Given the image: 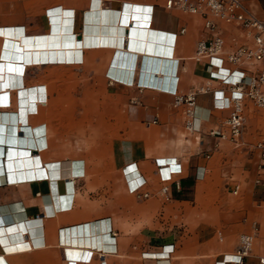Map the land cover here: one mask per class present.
<instances>
[{
    "label": "crops",
    "instance_id": "0c3cea01",
    "mask_svg": "<svg viewBox=\"0 0 264 264\" xmlns=\"http://www.w3.org/2000/svg\"><path fill=\"white\" fill-rule=\"evenodd\" d=\"M166 1L0 0V62L1 45L13 40L20 45L28 38L37 44L60 34L62 48L73 47V41L87 42L79 61H34L31 49L25 50L24 87L0 90L4 92L0 94V126L12 128L16 136L14 143L0 141V175L5 179L0 182V264L1 260L5 264H234L223 259L237 244L219 243L223 238L216 239V224L237 225L239 234L252 233L257 226L259 232L243 264H263L264 160L255 144L264 138V108L244 101V128L236 141L212 133L217 129L227 133L224 120L229 110L220 107L216 97L228 96L229 86L219 77L211 78L204 64L192 58L197 43L210 37L201 15L167 8ZM241 1L264 20V0ZM216 32L223 39V54L252 43L251 35L235 24L218 21ZM76 73L84 81L102 83L99 128L132 130V149L126 155L121 137L108 142L114 146L115 166L133 162L121 168L126 184L108 193L80 187L75 180L78 162L86 158L75 152L70 133L76 122L73 106L67 103L70 92L58 86L73 80ZM219 74L226 71L220 69ZM206 87L196 94L195 127L189 130L185 104L174 103V95L183 97ZM140 129L151 130L141 142ZM182 129L190 135L177 152L170 147L176 141L173 131ZM140 144L150 147L139 153ZM155 158L165 163L157 172ZM59 161L62 178L54 166ZM178 164L181 172L166 183L168 202L221 208L225 219L214 216L179 236L140 232L138 219L125 215L136 206L139 196L135 194L144 191L156 197L148 176L169 178ZM235 171L244 177L237 206L228 201L239 191L235 185L239 181L232 179ZM137 173L145 184L134 191L140 180L135 179ZM124 201L133 202L126 205L125 214L107 212V202L122 207ZM92 237L102 248L89 245Z\"/></svg>",
    "mask_w": 264,
    "mask_h": 264
},
{
    "label": "rangeland",
    "instance_id": "374dc122",
    "mask_svg": "<svg viewBox=\"0 0 264 264\" xmlns=\"http://www.w3.org/2000/svg\"><path fill=\"white\" fill-rule=\"evenodd\" d=\"M74 77L73 80L64 81V83L60 84L58 87L68 89L70 92L67 103L73 106L74 118L76 121L74 123L75 127L70 130V133L74 137L75 152L82 154L86 158L85 161L82 160L78 162L81 166L75 173V180L78 181L77 185L80 187L86 185L88 190H106L103 192L108 193L109 189H112L114 186L121 183L123 185L126 184L121 168L122 166L125 167L133 163L131 160H127L123 162L124 164L122 166H115V162L112 160L113 153H115L113 149L114 146H111L108 142L113 140L116 136L121 137L124 142L122 152L126 155V153L130 152L132 149V130L114 128L100 129L98 110L100 104V89L103 88L102 83L97 80L84 81L79 79L81 75L77 73ZM48 87H50V84H48ZM84 110L85 113H83ZM149 131L151 130L140 129L138 140L140 142L146 140L147 136L145 134ZM46 132L48 133V128ZM142 132L145 136L142 135ZM173 133V138H176V141H174L170 147L174 151L180 152L184 149V137L190 134L184 129L173 131ZM136 147L137 146H134L133 148L136 149ZM146 147L150 146L140 144L138 146L139 153L141 148L145 149ZM155 147H157V145ZM156 169L155 167V171L157 172ZM232 179L239 181V184H235L239 185V191L238 194H232L228 201L237 206L241 201L239 192L243 188L244 177L240 176L237 171H235ZM148 185L154 187L157 193L156 197H148V195L143 197L142 193H144V191L139 192L135 194L136 197H139H137L136 206L132 211L126 213V205L130 207L133 202L128 201L126 203L124 201L122 207L119 203L107 202V212H122L123 214L126 213L125 215L128 217H135L138 219V229L140 232L149 230L159 236L164 232H170L172 235L179 236L196 227H202L198 223L206 221L214 216L220 220H224L226 217V213H224L221 208L214 210L196 208L194 204L191 203H169L166 194L161 191V188L165 184L160 181L158 174L153 179L151 176H148ZM165 204H167L166 207L164 206ZM214 227L216 239L218 240L220 237L223 238L221 242L218 240L219 243H225L228 240L231 246L238 244L240 234L237 232V225L225 226L216 224ZM218 232L222 235H217Z\"/></svg>",
    "mask_w": 264,
    "mask_h": 264
},
{
    "label": "built area",
    "instance_id": "2783aa9c",
    "mask_svg": "<svg viewBox=\"0 0 264 264\" xmlns=\"http://www.w3.org/2000/svg\"><path fill=\"white\" fill-rule=\"evenodd\" d=\"M167 8L177 7L190 13L200 14L203 18L204 28L208 31L210 37L200 40L193 55V59L204 64L205 70L211 78H220L223 84L229 86L230 93L223 97H216L220 101V107L229 110L228 116L224 120V127L227 133L217 129L212 133L221 138H227L236 141L244 128V101H251L256 107L264 108V20L257 18L241 0H167L165 3ZM225 24H235L251 35L252 43L240 45L230 52L223 54V39L216 32L217 22ZM183 30H181L182 32ZM223 63L234 66L237 69L224 67ZM255 65L253 70L238 69L240 65ZM226 71L225 75H220L219 70ZM208 88H200L192 90L187 95L175 96L174 103L185 104V114L187 117L186 127L194 130V107L196 94ZM260 153V157L264 160V138L255 144ZM157 171L165 164L159 158L154 159ZM181 172L178 164L175 170H172L169 178L160 177V181L165 185L161 188L163 193H167L169 188L166 185L172 176ZM142 183L134 189L141 190ZM237 187L234 189L236 193ZM143 197L148 195L147 192L142 193ZM259 232L257 226L253 227L252 233H242L238 238V244L229 258H224L225 263L243 264V260L247 257L253 246L254 238ZM264 235V228H263ZM172 252L171 249L168 254ZM260 262L264 264V257L260 258Z\"/></svg>",
    "mask_w": 264,
    "mask_h": 264
},
{
    "label": "bare ground",
    "instance_id": "6f19581e",
    "mask_svg": "<svg viewBox=\"0 0 264 264\" xmlns=\"http://www.w3.org/2000/svg\"><path fill=\"white\" fill-rule=\"evenodd\" d=\"M59 35L60 34L55 35L53 37L52 36L45 37L44 39H41L40 43H37V44L35 43V41L33 39L25 38V41L22 40V44L20 43V45L18 43H15L14 40L12 42L6 41L7 43L1 45V50L3 51L4 54L1 55L3 60L0 62V90L1 89H3V90L16 89L19 87H24V83H23V80L21 81V78L23 76L22 72H23V68H24L25 50L31 49L30 51H31V54L33 55L34 61H40V60L79 61L81 59V48L84 45H86L87 42L86 41L85 42L84 41H75V42L73 41V47L66 48L64 46L65 48L64 47L62 48V45H64L65 43H61V41L58 39ZM50 38H55L56 39L55 42H50L49 41ZM69 44H71V43H69ZM69 44H67V45H69ZM35 47H38V48L36 49ZM51 47H54V48L51 49ZM156 52L159 53L158 51H156ZM118 55H119V53H118ZM3 93H0V94H3ZM6 101H7V98H6ZM7 126H9V125H7ZM12 131H13L12 128H6L3 126H0V141H2V139H3L6 142L14 143V138L16 136L12 133ZM54 166L56 168V173H57L58 177L62 178L63 172H62L61 162L60 161L57 162ZM2 172H3V168L1 171V165H0V174H3ZM48 175H49V173H48ZM68 177H69V179H72V164H71V162H69V164H68ZM136 178L140 179V180H137V184L134 187H138L140 184L145 182V180L140 176L139 173H137V176L135 177V179ZM4 180L5 179H4L3 175H0V182H2ZM106 223H107V221H106ZM99 229H100V227H99ZM109 229H107V230H109ZM89 235H91V234H89ZM92 238L93 239L89 240V245L94 246V248H99V249L102 248V244L98 243L97 242L98 240L96 241L95 237H92ZM98 239H99V237H98ZM113 244H114V242H113ZM110 247L111 246H109L108 249H110ZM84 250H87V248ZM88 250H92V248L90 247ZM1 263L5 264V262L3 260H1Z\"/></svg>",
    "mask_w": 264,
    "mask_h": 264
}]
</instances>
